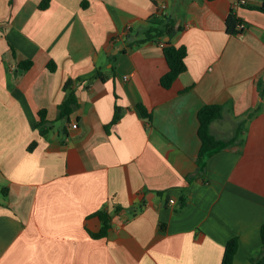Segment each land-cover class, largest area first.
<instances>
[{
    "label": "crops",
    "instance_id": "obj_1",
    "mask_svg": "<svg viewBox=\"0 0 264 264\" xmlns=\"http://www.w3.org/2000/svg\"><path fill=\"white\" fill-rule=\"evenodd\" d=\"M43 1L0 0V264H222L234 238L233 264H256L264 0L235 10L246 23L240 36L227 31L239 0H50L42 9ZM163 4L179 27L165 40L188 49V69L169 89L164 44L127 40L142 39ZM25 60L29 70L19 67ZM68 78L78 105L60 118ZM214 103L225 113L212 131L233 142L200 157L198 113ZM44 110L53 127L42 136ZM104 206L122 209L94 239L88 230H100L93 214Z\"/></svg>",
    "mask_w": 264,
    "mask_h": 264
},
{
    "label": "trees",
    "instance_id": "obj_2",
    "mask_svg": "<svg viewBox=\"0 0 264 264\" xmlns=\"http://www.w3.org/2000/svg\"><path fill=\"white\" fill-rule=\"evenodd\" d=\"M50 0H44L41 4V8L45 9L49 6ZM256 9L264 12V3L260 6H257ZM241 20L237 16V12L232 9L228 18H227V31L230 35L240 36L244 33L245 29H239L238 25ZM176 20L169 19L168 16L158 14L154 17V21L151 20L150 26L145 29L144 36L142 39L137 40L136 42L132 41L130 36L127 37L130 45H140L148 41H156L164 44V54L168 62L169 70L161 78V85L169 89L173 86L176 80L181 74L187 71L188 66L186 59L188 56V49L186 46H176L172 43L171 40L166 41L167 37L172 38L176 31L175 29ZM33 66L32 60H25L19 63V67L23 70H29ZM48 68L51 71L56 70V63L51 61L48 64ZM100 77L103 75L102 72L98 71ZM103 78V77H102ZM257 88L260 95V100L264 98V73L257 79ZM77 80L73 78H68L64 85L63 90L65 97L63 102L59 105L60 109V118H68L76 109L78 105V96L76 91ZM138 110L141 115L148 121H152V112L143 104H138ZM262 104L259 103L256 108L251 111L248 115V118H252L257 112H261ZM123 109L118 107L116 115L112 121V125L119 122L123 116ZM225 113V107L221 104H208L200 109L198 113L199 120V136L202 141V146L200 150V157H203L207 153H213L218 149H221L223 146L229 145L232 140L226 142L220 140L212 131V124L223 118ZM40 121L38 128L42 136L47 135L53 127V123H50L46 119V111L40 112ZM244 122H241L238 126L237 132L240 134L244 127ZM236 133V138H237ZM37 145V142H33L29 150L32 151ZM4 196L8 195L9 189L7 187L3 188ZM121 207L117 206L113 211H109L107 206H104L93 215L97 216L101 221V228L98 232L89 231L90 235L94 239H101L108 235L111 227L114 214H117L121 211ZM261 239H262V253L260 260L255 261L256 264H264V224L261 227ZM239 248V242L237 238H234L228 242L226 245L223 262L222 264H233L235 255Z\"/></svg>",
    "mask_w": 264,
    "mask_h": 264
},
{
    "label": "built area",
    "instance_id": "obj_3",
    "mask_svg": "<svg viewBox=\"0 0 264 264\" xmlns=\"http://www.w3.org/2000/svg\"><path fill=\"white\" fill-rule=\"evenodd\" d=\"M247 4V0H239L237 3L234 4L233 10H236L237 8L244 6ZM166 10H167V5H161L160 11L162 12V15H166ZM239 29H246V23L241 21L240 24L238 25ZM125 80H128V76L124 77ZM73 128H78V124H73ZM171 204H175L176 200L171 199L170 200Z\"/></svg>",
    "mask_w": 264,
    "mask_h": 264
},
{
    "label": "water",
    "instance_id": "obj_4",
    "mask_svg": "<svg viewBox=\"0 0 264 264\" xmlns=\"http://www.w3.org/2000/svg\"><path fill=\"white\" fill-rule=\"evenodd\" d=\"M178 28H179V27H178V25H177V26H176V30H178Z\"/></svg>",
    "mask_w": 264,
    "mask_h": 264
},
{
    "label": "rangeland",
    "instance_id": "obj_5",
    "mask_svg": "<svg viewBox=\"0 0 264 264\" xmlns=\"http://www.w3.org/2000/svg\"><path fill=\"white\" fill-rule=\"evenodd\" d=\"M58 124H60V122H58Z\"/></svg>",
    "mask_w": 264,
    "mask_h": 264
}]
</instances>
